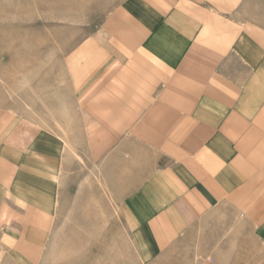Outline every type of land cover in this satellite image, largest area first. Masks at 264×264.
<instances>
[{
  "label": "crops",
  "instance_id": "crops-1",
  "mask_svg": "<svg viewBox=\"0 0 264 264\" xmlns=\"http://www.w3.org/2000/svg\"><path fill=\"white\" fill-rule=\"evenodd\" d=\"M33 55L0 59V264H59L99 198L145 263L264 264V0H117Z\"/></svg>",
  "mask_w": 264,
  "mask_h": 264
},
{
  "label": "rangeland",
  "instance_id": "rangeland-1",
  "mask_svg": "<svg viewBox=\"0 0 264 264\" xmlns=\"http://www.w3.org/2000/svg\"><path fill=\"white\" fill-rule=\"evenodd\" d=\"M116 2L0 0V51H9V55L0 59L10 64L12 80L18 75L31 74L22 70L39 58L33 51H66L92 31ZM17 51H24V54H17ZM92 203L64 238L68 247L57 250L59 264H168L166 259L143 262L127 230L126 220L120 214L121 209L112 206L107 199L99 198Z\"/></svg>",
  "mask_w": 264,
  "mask_h": 264
}]
</instances>
